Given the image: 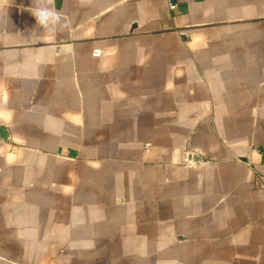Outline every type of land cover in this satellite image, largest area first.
<instances>
[{"label": "crops", "instance_id": "0c3cea01", "mask_svg": "<svg viewBox=\"0 0 264 264\" xmlns=\"http://www.w3.org/2000/svg\"><path fill=\"white\" fill-rule=\"evenodd\" d=\"M0 264H264V0H0Z\"/></svg>", "mask_w": 264, "mask_h": 264}, {"label": "clouds", "instance_id": "9594fccd", "mask_svg": "<svg viewBox=\"0 0 264 264\" xmlns=\"http://www.w3.org/2000/svg\"><path fill=\"white\" fill-rule=\"evenodd\" d=\"M35 18L37 28L45 33L52 34L57 31L58 28L65 26L62 14L57 11L54 6H37L31 12Z\"/></svg>", "mask_w": 264, "mask_h": 264}, {"label": "water", "instance_id": "95a60500", "mask_svg": "<svg viewBox=\"0 0 264 264\" xmlns=\"http://www.w3.org/2000/svg\"><path fill=\"white\" fill-rule=\"evenodd\" d=\"M174 1H175V0H172V3H174ZM7 136H8V134H7L6 130L3 129V130H2V137L6 139Z\"/></svg>", "mask_w": 264, "mask_h": 264}, {"label": "built area", "instance_id": "2783aa9c", "mask_svg": "<svg viewBox=\"0 0 264 264\" xmlns=\"http://www.w3.org/2000/svg\"><path fill=\"white\" fill-rule=\"evenodd\" d=\"M94 55H95V56H100V55H101V52H100V51H95V52H94Z\"/></svg>", "mask_w": 264, "mask_h": 264}]
</instances>
